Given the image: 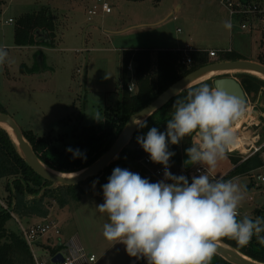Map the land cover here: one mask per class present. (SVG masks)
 Masks as SVG:
<instances>
[{
    "label": "rangeland",
    "instance_id": "1",
    "mask_svg": "<svg viewBox=\"0 0 264 264\" xmlns=\"http://www.w3.org/2000/svg\"><path fill=\"white\" fill-rule=\"evenodd\" d=\"M104 2L112 8L107 16H102L101 12ZM42 6H49L55 13L57 44L43 43V48L17 46L15 21L23 13ZM94 6L98 7L97 13L91 15L89 10ZM169 9H173V14L160 25L134 29L128 34L113 33L136 18L154 20L161 10ZM225 21L231 22L230 29L224 27ZM163 38L172 42L180 40L185 50H229L232 46L243 58L252 61L264 53L261 34L242 30L239 20L231 19L229 9L221 0H8L0 11V46L7 48L11 62L0 66V102L23 131H32L38 138L51 136L58 146L69 148L74 143L76 130L100 122L106 111L119 109L123 49L131 48L133 41L140 40L143 41L140 44L152 46L153 42L156 47ZM237 74L230 76L240 81ZM245 104L248 117L239 133L249 136L247 151L229 149L226 158L218 161L216 168L209 172L212 176H226L233 169V158L243 160L255 154V149L264 156V149H261L264 147V88L256 95H247ZM189 147L191 139H183L169 147L172 152L179 151L181 156L180 163L169 160L173 175L188 174L199 165L185 163L188 156L184 149ZM123 162L132 172L143 173L146 169L142 161L140 168L126 157ZM259 175L264 176V168L233 178L246 187L241 217L247 215L255 219L264 214V182L258 179ZM109 177L110 174H106L102 180L108 181ZM97 181L82 186L84 195L80 202L60 207L52 201L49 218L58 223L61 235L53 233L43 238L40 246L49 249L59 241L78 238L87 252L96 257L93 264H147L146 259L130 257L124 244L104 238L103 225L108 217L96 208L104 202V184ZM5 182L7 180H0V201L4 200L1 210L11 208L9 194L1 189ZM258 210L261 215H256ZM39 220L42 219L33 218L30 224ZM22 222L29 225L25 220ZM7 228L18 233L14 219L7 222Z\"/></svg>",
    "mask_w": 264,
    "mask_h": 264
},
{
    "label": "clouds",
    "instance_id": "2",
    "mask_svg": "<svg viewBox=\"0 0 264 264\" xmlns=\"http://www.w3.org/2000/svg\"><path fill=\"white\" fill-rule=\"evenodd\" d=\"M224 27L230 29L231 22L225 21ZM10 62L7 48L0 46V66ZM173 108L165 132L152 127L137 137L151 161L164 166V179L152 183L116 167L102 186L104 202L96 208L108 217L104 238L124 244L130 257L146 259L147 264H211L225 238L239 247H246L253 236L264 244V218L240 215L246 187L208 174L235 143L233 124L244 116L245 102L204 83L189 89ZM136 124L147 126L141 120ZM186 137H191V147L185 150V163L204 168L191 183L168 170L175 155L169 143L177 145ZM66 151L74 158L82 155L79 149Z\"/></svg>",
    "mask_w": 264,
    "mask_h": 264
},
{
    "label": "trees",
    "instance_id": "3",
    "mask_svg": "<svg viewBox=\"0 0 264 264\" xmlns=\"http://www.w3.org/2000/svg\"><path fill=\"white\" fill-rule=\"evenodd\" d=\"M7 1L0 0V11L7 4ZM14 24H16L14 31L15 44L19 47L36 45V43H46L47 45L55 43L57 37L56 16L49 6H42L36 11L23 13ZM38 31L48 34L47 42L43 39L37 40ZM261 46L264 48L262 43ZM190 55L193 60L192 65L184 63L185 55L183 51H152L146 49L123 51L122 78L119 82L121 91L119 109L115 112L106 111L105 118L100 122L83 126L81 130L75 131L73 135L74 143L71 148L74 150L79 149L82 153L80 157L74 158L72 153L66 151L67 148L58 146L51 136L38 138L32 131H23L24 136L30 142L40 160L51 169L70 174L79 172L96 163L111 148L133 114L152 103L175 82L211 62L244 59L234 50L221 54L215 60L209 59L208 53L204 50H195ZM130 61H134L136 64L134 79L127 69ZM255 61L264 65V53ZM237 76L247 95H256L264 88V80L259 77L246 73H239ZM132 80H134L135 90L130 92L129 86ZM204 83L213 87V82L208 80L191 88ZM189 89L173 98L146 120L147 126L138 130L131 144L123 150L118 159L112 162L100 176L89 179L87 182L98 179L99 183L106 184L108 181H103L102 179L106 174L111 175L113 169L116 168L115 166L127 169V165L123 162L124 157L140 168V162L149 154L137 142V137L146 136L152 127H156L160 132H165L167 121L171 119L174 111L173 105L175 101L184 99ZM0 112L8 114L1 102ZM190 139L191 137L184 138V140L188 141ZM14 141L11 135L0 127V180H7L5 190L9 194L11 207V212L0 210V264H35L29 247L18 233H13L7 228V222L14 218L13 215L20 220H25L28 224L33 218L48 219L51 214L52 201H55L60 207L68 206L73 201H82L81 199L84 195L82 186L87 182L76 186H54L29 167ZM170 146L171 143H169L168 149ZM261 149H264V147ZM174 153L176 154L170 160L180 163L181 156L179 151ZM232 163L234 167L223 178L225 180L233 179L238 175L250 174L252 171L264 167V158L260 152H256L243 160L233 158ZM154 165L157 166L158 163ZM142 171L143 173L136 170L134 173H138L141 177L153 183L152 178L146 175L147 170L144 169ZM261 214L262 212L259 210L256 213V215ZM262 218H264V214ZM261 235H264V233ZM221 241L231 245L253 260L264 263V244H260L255 236H253L246 247H239L234 240L227 238ZM49 249L52 256L61 249V246L58 243L55 247H50ZM211 264L232 263L216 253Z\"/></svg>",
    "mask_w": 264,
    "mask_h": 264
},
{
    "label": "water",
    "instance_id": "4",
    "mask_svg": "<svg viewBox=\"0 0 264 264\" xmlns=\"http://www.w3.org/2000/svg\"><path fill=\"white\" fill-rule=\"evenodd\" d=\"M37 35V39H43L45 42L48 41L47 33L38 31ZM218 71L224 73L211 78L213 81V87L219 88L226 94L243 100L246 103L247 95L244 90L245 88L242 87L241 83L236 78L231 77L230 74L246 73L257 77L255 74L256 72L264 74V65L248 59L235 61L223 60L209 63L194 70L171 85V87L161 93L148 106L133 114L111 148L100 157L96 163H93L89 167L76 173H61L44 164L34 151L30 142L25 138L23 130L10 115L0 112V127L5 129L11 137V132L13 133L14 137L12 138L15 140L14 142H16L19 152L35 173L51 182L54 186H76L83 182H87L89 179L100 176L112 162L118 159L123 150L131 144L134 135L141 128L136 123H139L140 120H148L156 111L165 106L173 98L185 90L198 85L199 83H196V81ZM74 174L77 175L75 176ZM217 254L232 264H264L242 254L237 249L223 241H220L218 244ZM63 258L64 257H62L61 254H58L52 259V262L62 263Z\"/></svg>",
    "mask_w": 264,
    "mask_h": 264
},
{
    "label": "built area",
    "instance_id": "5",
    "mask_svg": "<svg viewBox=\"0 0 264 264\" xmlns=\"http://www.w3.org/2000/svg\"><path fill=\"white\" fill-rule=\"evenodd\" d=\"M223 4L227 6L230 11L231 19L237 18L239 20L241 29L244 31H249L253 33L259 32L261 34V43L264 46V1H245V0H221ZM97 6H94L93 9L89 10V14L95 15L97 13ZM112 8L108 5V3L104 2L101 5V10L105 13H109ZM13 22L12 19L9 20ZM197 49H184L182 50L185 59L184 63L187 65H192L193 60L191 57V52ZM232 50H209L207 51L210 58H217L221 54L231 52ZM223 61V60H222ZM128 71L130 73L135 72V65L133 62L128 64ZM135 90L134 81L130 83L129 91L133 92ZM259 149H255L258 152ZM142 163L147 169L146 175L151 177L153 183L159 182L164 179V166L162 164H158L155 166L150 156H146L143 158ZM169 171H171V167L169 166ZM204 168L202 165L195 166L190 172L182 174L191 181L192 177L198 176ZM179 173V172H177ZM210 178H224L212 176L208 173ZM264 176H259L260 179ZM262 180V179H260ZM264 182V180H262ZM167 182V181H165ZM168 183V182H167ZM7 211L11 212V208L7 209ZM241 215V213H240ZM15 221L18 224V234L23 241L29 247L33 260L35 264H93L96 261V257L92 254H89L81 241L78 238L70 239L66 242H59L61 249L55 254L51 256V252L48 248L40 246V242L45 237H51V234H55L56 236L61 235L60 226L58 223L53 220L42 219L38 223L25 225L23 222L16 216L13 215ZM61 254L63 258L62 263H53L52 259ZM143 258H141L142 260Z\"/></svg>",
    "mask_w": 264,
    "mask_h": 264
},
{
    "label": "crops",
    "instance_id": "6",
    "mask_svg": "<svg viewBox=\"0 0 264 264\" xmlns=\"http://www.w3.org/2000/svg\"><path fill=\"white\" fill-rule=\"evenodd\" d=\"M134 1H142V0H134ZM102 12V16H107L108 14H106L105 12H103V11H101ZM165 10H161L160 12H159V14H158V16L154 19V20H149V19H146V18H144V17H140V18H136V19H134L133 20V23H131V24H129V25H127V26H125V27H123V28H120V29H118V30H114V31H116V32H113L114 34H120V33H123V34H128L131 30H134V29H143V28H145V27H152V26H156V25H160V24H162L170 15H172L173 14V9H169V10H167L165 13ZM11 19V18H10ZM9 19V20H10ZM13 23H14V21H13ZM105 32H108L107 30H104ZM251 33V32H250ZM253 33V32H252ZM59 34L57 33V36H58ZM60 39V38H59ZM37 40H39V39H37ZM161 41V43H160V45H156V47L154 46L153 47V42L151 43L152 44V46L151 45H145L144 43H141L140 44V42H143L142 40H140L139 42H135V41H133L134 42V44L133 45H131L132 47L131 48H126V49H123V51H137V50H142V49H146V50H152V51H165V50H170V51H181V50H183V49H185L182 45H181V43H180V40L179 41H177V40H175V41H170L168 38H163V39H161L160 40ZM55 44H57V37H56V39H55V43L53 44V45H55ZM32 46H34V47H38V48H43L44 47V45L42 44V43H36V45H32ZM138 46H140V47H138ZM50 48V47H49ZM197 49V48H196ZM197 50H204V49H197ZM211 50V49H210ZM212 50H216V49H212ZM229 50H234V48L231 46V48H229ZM205 51V50H204ZM209 51V50H208ZM235 52H236V50H234ZM207 52V51H206ZM245 59V58H244ZM212 60H214V59H212ZM130 62H133L134 63V61H130ZM214 62H217V61H214ZM211 63H213V62H211ZM134 65L136 66V64L134 63ZM135 73V72H134ZM235 78V77H234ZM133 79H134V76H133ZM132 81H134V80H132ZM212 81V80H211ZM213 82V81H212ZM240 82V81H239ZM121 92V91H120ZM247 95V94H246ZM262 157L264 158V156L262 155ZM234 167V166H233ZM262 168H264V167H262ZM261 169V168H260ZM260 169H258V170H260ZM257 171V170H256ZM253 172H255V171H252L251 173H250V175L253 173ZM259 176H263V175H259ZM258 176V177H259ZM259 179V178H258ZM5 181H6V179H5ZM5 184H6V182H5ZM5 184H2V186H1V189L3 188L4 189V191H5ZM2 204H4V200H2L1 199V201H0V206L2 205ZM0 210H1V208H0ZM12 219H14V221H15V218H12ZM35 219V218H34ZM22 221V220H21ZM39 221H41V220H39ZM15 223L17 224V222L15 221ZM17 229H18V224H17ZM59 242H62V241H59Z\"/></svg>",
    "mask_w": 264,
    "mask_h": 264
},
{
    "label": "bare ground",
    "instance_id": "7",
    "mask_svg": "<svg viewBox=\"0 0 264 264\" xmlns=\"http://www.w3.org/2000/svg\"><path fill=\"white\" fill-rule=\"evenodd\" d=\"M222 73H224V72L218 71L216 73L209 74L206 77H203L200 80L196 81V83H199V84L203 83L205 81L210 80L213 76H217V75L222 74ZM255 74L257 75V77L264 80V74L259 73V72H256ZM246 115L247 114L245 112L244 116L242 118H240L239 120H237L233 125V130H234L235 136H236L235 143L230 148L233 151L246 152L247 151L246 147L248 146V144H250L248 134L239 133L240 129L242 128L243 122L246 120V117H248ZM11 134H12V137H14L12 132H11ZM74 175L76 176L77 174H74Z\"/></svg>",
    "mask_w": 264,
    "mask_h": 264
}]
</instances>
